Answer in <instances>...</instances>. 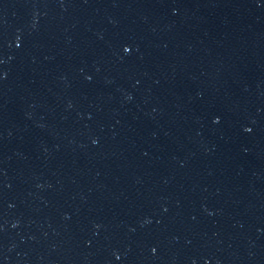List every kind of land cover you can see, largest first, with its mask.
<instances>
[{"label": "water", "instance_id": "1", "mask_svg": "<svg viewBox=\"0 0 264 264\" xmlns=\"http://www.w3.org/2000/svg\"><path fill=\"white\" fill-rule=\"evenodd\" d=\"M0 264H264V0H0Z\"/></svg>", "mask_w": 264, "mask_h": 264}]
</instances>
